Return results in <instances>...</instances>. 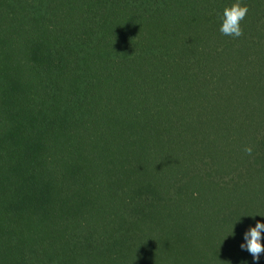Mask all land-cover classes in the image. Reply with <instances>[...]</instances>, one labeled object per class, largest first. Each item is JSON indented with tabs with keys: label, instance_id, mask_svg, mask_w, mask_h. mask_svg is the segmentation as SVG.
<instances>
[{
	"label": "trees",
	"instance_id": "trees-1",
	"mask_svg": "<svg viewBox=\"0 0 264 264\" xmlns=\"http://www.w3.org/2000/svg\"><path fill=\"white\" fill-rule=\"evenodd\" d=\"M0 264H264V0H0Z\"/></svg>",
	"mask_w": 264,
	"mask_h": 264
}]
</instances>
